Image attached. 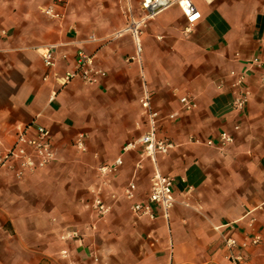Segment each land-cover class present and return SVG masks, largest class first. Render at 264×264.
Segmentation results:
<instances>
[{
    "label": "crops",
    "instance_id": "obj_1",
    "mask_svg": "<svg viewBox=\"0 0 264 264\" xmlns=\"http://www.w3.org/2000/svg\"><path fill=\"white\" fill-rule=\"evenodd\" d=\"M200 20L188 27L176 6L147 21L135 39L122 32L139 0H0V151L18 126L50 131L55 160L16 178L0 168V264H264V0H191ZM52 6L55 17L43 14ZM53 46L52 68L41 55ZM137 48L139 51H137ZM78 51L106 72L96 85L60 87ZM246 73L242 112L229 72ZM145 92L159 137L173 150L157 160L171 176L168 219L135 218L155 167L136 168L138 151L122 148L144 132ZM193 100L185 112L179 100ZM237 127V130L234 128ZM221 132L225 147L207 146ZM83 134L86 151L72 147ZM122 159L115 175L99 168ZM110 207L99 218L91 203ZM77 231L78 240L62 239ZM261 244H249L254 237ZM245 244V247H241Z\"/></svg>",
    "mask_w": 264,
    "mask_h": 264
},
{
    "label": "built area",
    "instance_id": "obj_2",
    "mask_svg": "<svg viewBox=\"0 0 264 264\" xmlns=\"http://www.w3.org/2000/svg\"><path fill=\"white\" fill-rule=\"evenodd\" d=\"M176 6L179 8L182 15L185 17L188 27H193L198 20H200V13L192 4L191 0H139V10L142 17L135 19L129 11L126 13L127 23L122 32L131 34L135 39L141 33V29L146 22L154 18L157 14L170 7ZM43 14L53 18L55 13L52 6L45 8ZM54 47L47 48L41 55L43 65L46 68H52L54 65L53 51ZM137 51L139 49L137 48ZM94 56L87 55L82 51H78L74 57L73 68L66 71L58 80L60 87H65L70 82L78 80L87 85H96L106 77V72L94 63ZM251 68H255L264 72V55L260 58L254 59L251 62ZM246 73L229 72L231 80L230 89L236 92L233 99V108L236 112H242L248 99V93L244 90L246 81ZM183 111L188 112L195 108L192 99L183 97L179 100ZM141 108L145 112V130L138 137L128 142L122 148V153L138 151L139 161L136 168L141 169V161L147 159L154 165L155 171L150 178L149 190L143 199L134 201L136 184L130 182L123 190L122 196L127 201L132 202L130 206L131 214L139 219L146 217L150 220L155 218L157 210L159 215L168 219L170 210L175 205L173 195V178L171 176L162 175L156 167L158 158L167 156L173 150V144L166 138L159 137L158 116L153 112L149 106V95L145 92L141 102ZM237 130V127L234 128ZM85 136L78 134L73 142L72 147L83 153L86 151L84 144ZM233 142V137L227 132H221L217 135L215 140L206 141L207 146L225 147ZM55 160V153L52 143V135L49 130L44 127L32 125L18 126L15 129L14 140L12 145L0 151V168L13 169L16 178H21L26 173H32L41 170L50 165ZM123 162L121 158H117L112 164L104 165L99 168L102 175H115ZM91 209L99 218L104 217L110 210L103 201L96 197L91 203ZM78 240L80 238L77 231H72L62 239ZM228 248L229 259L233 264H236L237 259L232 258L233 250L238 247V243L228 238L225 241ZM252 246L261 244L260 237L254 236L250 242ZM241 244V247H245Z\"/></svg>",
    "mask_w": 264,
    "mask_h": 264
}]
</instances>
